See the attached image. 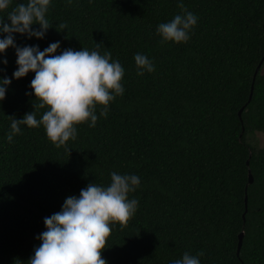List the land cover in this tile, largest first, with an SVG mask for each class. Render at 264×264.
Segmentation results:
<instances>
[{
	"label": "trees",
	"instance_id": "obj_1",
	"mask_svg": "<svg viewBox=\"0 0 264 264\" xmlns=\"http://www.w3.org/2000/svg\"><path fill=\"white\" fill-rule=\"evenodd\" d=\"M183 3L197 16L186 43H161L156 32L181 13L178 0H51L43 38L13 34L17 46L41 51L59 42L56 54L99 43L124 67L125 91L106 118L97 110L94 127L77 126L70 152L42 125H21L9 143L12 118L34 110L40 119L46 109H33L34 72L13 77L15 48L0 53V77L11 79L0 101V264H29L44 218L89 183L109 185L112 172L137 175L140 186L129 194L138 208L127 227L112 226L108 264H171L200 251V264H264V143L253 138L264 130V0ZM137 53L153 72L137 75Z\"/></svg>",
	"mask_w": 264,
	"mask_h": 264
},
{
	"label": "clouds",
	"instance_id": "obj_2",
	"mask_svg": "<svg viewBox=\"0 0 264 264\" xmlns=\"http://www.w3.org/2000/svg\"><path fill=\"white\" fill-rule=\"evenodd\" d=\"M12 0H0V33L7 35L0 38V53L9 47L15 48L17 70L13 77L20 79L29 72L35 76L30 87L37 104L33 109H46L41 118H36V111L25 113L22 119H11V130L7 135L9 143L13 136L21 133V125L29 128L44 127L49 141L57 148L77 137V126L88 123L94 127L99 115L106 118L111 102L124 93L122 80L124 67L119 61L112 60L111 53L101 54L99 43L97 50L71 48L56 54L60 43L49 44L43 51L38 46H17L14 33L26 34L29 38H43L51 27L46 14L51 0H27L18 3L8 11ZM181 13L169 22L160 23L156 29L161 43H186L192 28L197 24V16L188 11L183 0L177 5ZM39 25L34 29L33 25ZM67 25L61 23L59 29ZM137 75L155 70L152 61L144 54L134 56ZM2 63L7 64L4 59ZM4 69L0 68V72ZM8 77H0V101L6 97ZM31 95V93H27ZM90 122V123H89ZM140 186L137 175L111 173L107 186L89 183L80 190L79 196L65 198L60 211L44 218L46 230L36 238L41 241L34 249L29 264H108L102 253L107 248V240L112 233V226L118 223L120 228L127 227L138 208L136 199H129V194ZM185 252L180 259L171 264H200L199 257Z\"/></svg>",
	"mask_w": 264,
	"mask_h": 264
},
{
	"label": "water",
	"instance_id": "obj_3",
	"mask_svg": "<svg viewBox=\"0 0 264 264\" xmlns=\"http://www.w3.org/2000/svg\"><path fill=\"white\" fill-rule=\"evenodd\" d=\"M262 24L264 25V18H263ZM261 61H262V58L257 62V64H256L255 67H254V70H253V73H252V77H251V84H250V89H249V93H248L247 100H248L249 97H250V94H251V88H252V81H253V78H254V76H255V73L257 72V70H258V68H259V66H260ZM242 108H243V105L240 106V107L238 108V110H237V115H238V117H240V112H241ZM246 163H247V160H246ZM251 180H252V177H251L250 170L247 169V183H248V182H251ZM244 189H245V187H244ZM243 205H244V210H243V211H245V208H246V207H245V206H246V195H244V197H243ZM241 237H242V231H239V232L237 233V242H236V248H235V253H236V254H238V250H239V247H240V244H241Z\"/></svg>",
	"mask_w": 264,
	"mask_h": 264
},
{
	"label": "rangeland",
	"instance_id": "obj_4",
	"mask_svg": "<svg viewBox=\"0 0 264 264\" xmlns=\"http://www.w3.org/2000/svg\"><path fill=\"white\" fill-rule=\"evenodd\" d=\"M261 71L264 72V62H263ZM253 138L256 141L257 145H262L264 143V130L255 131Z\"/></svg>",
	"mask_w": 264,
	"mask_h": 264
}]
</instances>
